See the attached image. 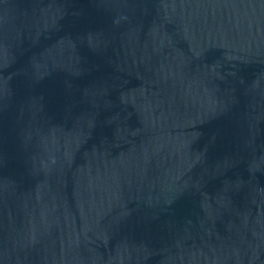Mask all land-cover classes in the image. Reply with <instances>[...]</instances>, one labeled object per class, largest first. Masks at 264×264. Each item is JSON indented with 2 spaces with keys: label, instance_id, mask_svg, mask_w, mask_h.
Here are the masks:
<instances>
[{
  "label": "water",
  "instance_id": "water-1",
  "mask_svg": "<svg viewBox=\"0 0 264 264\" xmlns=\"http://www.w3.org/2000/svg\"><path fill=\"white\" fill-rule=\"evenodd\" d=\"M0 264H264V0H0Z\"/></svg>",
  "mask_w": 264,
  "mask_h": 264
}]
</instances>
